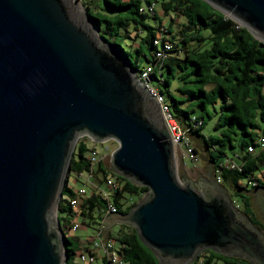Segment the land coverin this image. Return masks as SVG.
<instances>
[{"label": "water", "instance_id": "1", "mask_svg": "<svg viewBox=\"0 0 264 264\" xmlns=\"http://www.w3.org/2000/svg\"><path fill=\"white\" fill-rule=\"evenodd\" d=\"M264 42V0H203ZM113 139L110 171L146 188L109 227L134 229L159 264L205 250L264 264V232L211 164L179 178L159 103L78 0H0V264H65L57 219L80 137ZM264 221V195L254 193Z\"/></svg>", "mask_w": 264, "mask_h": 264}, {"label": "trees", "instance_id": "2", "mask_svg": "<svg viewBox=\"0 0 264 264\" xmlns=\"http://www.w3.org/2000/svg\"><path fill=\"white\" fill-rule=\"evenodd\" d=\"M78 1L88 12L99 35L128 57L132 66L137 68L142 57L146 65L153 66V82L171 114L185 130L196 155L200 149L207 163L212 165L214 177H219V183L227 190L237 209L264 232L261 212L252 200V190H264V173L255 174L258 163L264 160V147L255 153L247 150L249 145L256 144L259 136L264 137V42L203 0ZM150 3L155 4L152 12L140 10ZM159 34L172 43V49L156 63L152 40ZM131 55L135 57L134 63ZM173 92L186 97L177 99ZM194 106L209 118L215 116L213 133L203 132L204 119L191 113ZM192 116L200 121L199 125L194 126ZM91 150L86 140H77L68 177L72 175L78 182L74 175L90 170L92 165L88 155ZM230 163L235 166L231 167ZM179 176L184 178V173ZM105 177H112L118 184L110 199L121 212H127L146 191V188L113 174L110 166L99 160L93 166V180L101 185ZM244 178L246 184L241 182ZM250 178L257 180L258 184L251 187L248 184ZM71 187L67 178L62 195L66 191V197H71ZM97 188L90 186L86 195L79 199L81 227L97 223L96 219L106 207L107 201ZM67 202L62 199L57 211V219L64 227L68 222L64 217L69 209ZM119 225L116 239L125 264H159L150 249L139 241L132 227ZM106 237L110 239L109 231ZM72 239L77 241L78 238L74 236ZM72 239L63 235L65 264H71L69 257L75 251V247H67V244L73 245ZM204 252L205 256L199 259V255L193 263L251 264L245 259L211 250ZM96 264L107 263L100 260Z\"/></svg>", "mask_w": 264, "mask_h": 264}, {"label": "built area", "instance_id": "3", "mask_svg": "<svg viewBox=\"0 0 264 264\" xmlns=\"http://www.w3.org/2000/svg\"><path fill=\"white\" fill-rule=\"evenodd\" d=\"M155 9V4H146L140 8L141 11L152 12ZM237 22V21H236ZM238 23V22H237ZM240 24V23H238ZM241 25V24H240ZM155 46L154 58L156 63L161 62L167 53L172 49V43L164 39L162 35H157L152 40ZM153 66L147 64L137 69L138 79L141 81L145 90L159 103L160 109L163 115V119L167 130L170 134L173 146L174 154L176 160H181L184 165L185 158H189L191 161H197V155L193 150V147L187 138L185 130L178 124L175 117L171 114L168 104L164 101L162 95L157 90V87L153 83V77L151 76ZM264 102V99H263ZM194 126L200 124L195 116H192ZM255 145H249L247 147L248 152L255 153L260 147H264V137L261 135L257 138ZM89 161L92 165L90 170L79 172L74 175V178L78 180L79 185L76 188L71 187L73 190V195L67 197V203L69 204V209L64 214V217L68 222L66 226H61L63 230H69L70 232H76L81 228V215L78 211L79 199L86 195V186L97 187L98 192L107 201L106 207L99 217L96 225L93 228V236L85 240L79 249L76 251V257L79 264H96L98 260H104L107 264H125L121 257L120 247L115 245V242L108 239L104 235L105 231V218L110 213L118 212L119 209L110 199V194L107 189L114 190L118 187V184L113 181H108L107 177L98 185L93 180V166L102 159L94 149L89 152ZM230 166H235L234 163H230ZM216 181L219 182L218 176L215 177ZM248 184L254 187L258 184V181L254 178L248 180Z\"/></svg>", "mask_w": 264, "mask_h": 264}, {"label": "rangeland", "instance_id": "4", "mask_svg": "<svg viewBox=\"0 0 264 264\" xmlns=\"http://www.w3.org/2000/svg\"><path fill=\"white\" fill-rule=\"evenodd\" d=\"M80 3V2H79ZM81 4V3H80ZM82 5V4H81ZM166 23V22H165ZM203 32H207V30H203ZM131 58V61L134 63V60H135V57L134 55H131L130 56ZM146 65V61L145 59L142 57L138 63H137V69H140L142 66ZM154 83V82H153ZM174 96L177 98V99H184L186 96L185 95H181L179 94L178 92H173ZM188 104V103H186ZM185 106V105H184ZM188 108V106L186 107ZM194 111L191 112L192 114H196V115H199V116H202L203 119H204V125H203V132L205 134H211L213 133L212 131V126H213V122L215 120V116H213L212 118H209L206 114L204 113H201V110L199 109L198 106H194ZM79 139H84L87 141V144L89 146V148H92L96 151V153L102 157V161L104 162L105 165L107 166H110L109 165V156L111 154V152L114 150V148L116 147V142L113 140V139H107L106 141L104 142H94L92 141L91 139H89L87 136H83V137H80ZM198 160L193 162L191 161L189 158H185L184 160V165L182 163L181 160H176V166H177V173H178V176L179 174L181 173H184V178L187 177V178H190V179H193V180H196L200 175H205L206 173V170H207V167H208V163L207 161L205 160L206 157H204L202 154H201V150L198 149ZM257 172L258 171H261V172H264V160L259 162L258 163V168L256 170ZM112 178V177H111ZM180 178V176H179ZM113 179V178H112ZM114 180V179H113ZM115 181V180H114ZM80 182V181H79ZM79 182L75 181L73 179V176L70 175L68 177V185L69 186H72L73 188H76L78 185H79ZM116 182V181H115ZM243 184H246V179L244 178L242 181H241ZM98 183V182H97ZM104 187V185H101ZM86 189L89 190L90 189V186H86ZM109 194L111 195L112 194V190L111 189H107ZM63 199H67V193L66 191L64 192V195H63ZM144 196L141 195L140 198L137 199V201L141 200L142 197ZM255 198V195H252V200L254 201L255 205H256V200H254ZM256 199V198H255ZM256 208V206H254ZM257 209L259 210L258 206H257ZM96 221H98V218L96 219ZM96 225V223H94L93 225H91L90 227H87L86 229H84V227H81L78 231L76 232H68V231H65V236L68 237L69 239H72V236L74 235H77L79 234V239L82 240L84 239L83 237L85 235H87L88 237H92L93 236V228L94 226ZM120 228V225L119 224H115L113 226L110 227L109 229V234H110V239L113 240L115 242V245L116 246H119V241L116 239L117 238V234H118V229ZM72 235V236H71ZM72 241L74 243H76V245L78 244L77 241L73 240ZM67 247L69 248H72L73 245L71 244H67ZM205 253H201L200 256H199V259L203 258L205 256ZM77 259L76 257V251H74V254L71 255L69 257V263L71 264H74L72 263V261L74 259ZM78 263V262H76Z\"/></svg>", "mask_w": 264, "mask_h": 264}, {"label": "crops", "instance_id": "5", "mask_svg": "<svg viewBox=\"0 0 264 264\" xmlns=\"http://www.w3.org/2000/svg\"><path fill=\"white\" fill-rule=\"evenodd\" d=\"M264 172H261V171H256L255 172V174H256V176H260V174H263ZM256 191H258V192H260L261 194H263L264 195V190H262V189H260V190H252V195H254V193L256 192ZM254 200H256L255 198H254ZM254 202V201H253ZM255 204V203H254ZM256 206H257V204H256ZM84 229H86V228H84ZM109 229H110V227H109ZM109 229H108V231H109ZM72 236V235H71ZM72 237H74V235L72 236ZM75 237H77L78 239H77V245H76V243H74L73 241V247H75V251H77L78 250V248L80 247V245L85 241V240H87L89 237L87 236V235H85L83 238L84 239H82V240H80L79 239V234H77V235H75ZM76 241V240H75ZM78 247V248H76V246ZM76 262H78V260L75 258L73 261H72V263H74V264H79V263H76ZM97 263H100V260L97 262Z\"/></svg>", "mask_w": 264, "mask_h": 264}, {"label": "bare ground", "instance_id": "6", "mask_svg": "<svg viewBox=\"0 0 264 264\" xmlns=\"http://www.w3.org/2000/svg\"><path fill=\"white\" fill-rule=\"evenodd\" d=\"M108 181H113L114 183H116L112 178H107ZM117 184V183H116ZM62 199H63V196H62ZM61 199V200H62ZM199 263V262H198ZM191 264H195V263H191Z\"/></svg>", "mask_w": 264, "mask_h": 264}]
</instances>
